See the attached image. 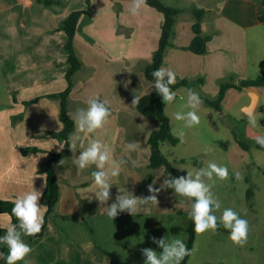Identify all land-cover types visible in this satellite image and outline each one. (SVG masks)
Masks as SVG:
<instances>
[{
    "label": "crops",
    "instance_id": "obj_1",
    "mask_svg": "<svg viewBox=\"0 0 264 264\" xmlns=\"http://www.w3.org/2000/svg\"><path fill=\"white\" fill-rule=\"evenodd\" d=\"M182 1L184 5L176 7L189 12L194 6L207 10L202 31L211 38L203 54L185 49L193 35L192 22L189 21L187 29L176 21L173 46L165 51L163 67L171 68L181 78L202 77L205 81L199 73L210 74L211 80L218 84L216 94L225 75H230L234 83L251 76L252 66L261 64L258 60L264 52V21L259 20V15L264 14L262 0ZM91 2L92 12L81 16L73 39L81 67L72 75L68 113L75 122L76 109L85 107L87 99L94 94L109 103L111 112L104 128L93 133L81 132L75 123L70 144L87 146L92 139H100L108 145L113 158L126 163L120 175L110 178L113 183L110 199L101 202L89 192L96 190L91 177L95 165L78 169L73 163L81 149L74 152L69 147L67 157L53 162L59 198L40 236L28 239L21 234L32 248L25 257L28 264H144L143 248L162 251L155 243H148H153L151 238L155 234L137 232V219L143 212L147 214L145 211L131 214L125 210L113 220L106 215V206L115 200L119 187H125L129 195L138 196L143 182L144 175L138 170L135 162L138 158L134 156L140 152V144L135 140L139 130L133 133L137 128L131 101L134 94L151 90L152 83L142 70L145 63L138 61L149 62L152 53L142 56L134 49L130 53L127 50L133 47L139 50L132 33L144 23L141 12L154 14L149 10L153 7L144 3L139 13L132 15L129 11L132 0ZM86 7V0H53L48 5L42 0H0V68L9 91L15 94L11 100L13 107L3 118L0 116V199L14 200L16 195L32 190V185L41 189L45 162L50 152L58 151L56 143H61L50 135V131L62 128L59 98L49 96L67 84L65 32L59 25L70 12ZM262 86L242 88L250 95L242 103L243 111L252 105L253 113L262 96L257 88ZM35 97L37 101L25 105V101ZM129 142L137 145L135 150L127 149ZM31 147L38 150L21 152ZM153 180L152 176L150 183ZM38 203L43 204L41 197ZM10 219L8 213L0 212V230H6ZM144 239L146 246L141 244ZM7 252L6 247L5 256ZM25 260L16 264H25Z\"/></svg>",
    "mask_w": 264,
    "mask_h": 264
},
{
    "label": "rangeland",
    "instance_id": "obj_2",
    "mask_svg": "<svg viewBox=\"0 0 264 264\" xmlns=\"http://www.w3.org/2000/svg\"><path fill=\"white\" fill-rule=\"evenodd\" d=\"M164 1L172 6L184 5L182 0ZM149 10L154 14L141 12L143 24L146 25H138V28L132 33L133 40L140 46L139 50L133 47L129 48L127 53L134 49V51L145 56L149 53L153 54L156 49L162 13L154 8ZM206 12L207 10L205 14ZM193 20L192 12L186 9L180 12L176 19L179 24L185 25L187 29L189 21L193 22ZM184 59L186 60L185 57ZM145 60L138 61V64L146 63ZM258 61L261 64L257 66L256 63L252 66L249 77L264 73V52L259 56ZM199 75L206 80L197 86V90L207 98H215L218 84L211 80L213 76L204 72L199 73ZM178 77L177 80L181 78ZM230 78V75H225L219 84ZM188 90L187 86H179L175 89L177 95L174 101L171 104L164 103V112L169 118L172 132H182L183 139L175 135L177 138L175 144L164 140L160 143V150L170 162L177 176L186 175L187 169L195 172L201 167H206L209 160L226 165L229 170L228 178L221 180L214 176L207 181L212 184L214 195L221 201V208L217 210L216 214L219 216L226 207L233 208L248 220L249 232L247 242L244 245L234 244L228 238L229 230L223 228L222 225L215 231L195 232L192 252L187 263L264 264V146L257 144L254 140L256 135H264V85L257 88L262 96L252 113V117L256 120L255 125L249 123V118L242 109V103L247 102L250 95L245 89L231 87L226 90L220 111L208 106L201 99L202 103L197 109L201 117L200 124L192 127L185 126L184 121L173 118V113L189 110L186 106ZM13 95L15 96L13 92L9 91L0 68V116L2 118L4 114L9 112L8 109L13 107L11 101ZM134 111L136 113L134 122L137 129L133 133L135 134L139 130L135 140L140 144V152L134 154L138 158L135 162H137L138 170L145 175L149 171L146 165L149 162L150 152L146 134H150L153 129L159 127V120L155 116L146 117L142 115L136 107ZM18 115L20 113L17 114L15 120L18 119ZM15 120H12L11 124ZM234 134L247 145V148H243L236 141ZM145 147H147V152H144ZM209 148L211 151H207ZM139 155L141 160H139ZM178 166L183 167V169ZM161 172L163 173L160 175ZM235 172H239V178L235 176ZM152 174L155 183L147 184L143 181L139 186L140 191L136 193L139 197L151 194L148 189L149 184L159 188L163 180L169 176V172L163 167L152 170ZM155 195L158 203L149 202L150 204L148 203L141 209V212L145 211L147 214L143 212L138 217L139 229L137 232L142 235L146 233L155 234L157 238L163 236L167 238L180 237L186 243L188 239V232L185 228L187 224L186 215L191 207L192 198L179 196L174 193L172 188H162ZM179 210L183 212L181 213ZM174 226L179 227V229L173 231L172 227ZM148 243L154 244V242ZM141 244L146 246L147 241L144 239Z\"/></svg>",
    "mask_w": 264,
    "mask_h": 264
},
{
    "label": "clouds",
    "instance_id": "obj_3",
    "mask_svg": "<svg viewBox=\"0 0 264 264\" xmlns=\"http://www.w3.org/2000/svg\"><path fill=\"white\" fill-rule=\"evenodd\" d=\"M144 3L145 0H132L129 8L130 13L137 15ZM152 76L155 78L153 89L161 96L164 103L171 104L177 95L176 91L171 88V85L175 84L177 80L176 72L171 68L159 67L153 69ZM140 99L141 94H134L131 105H137ZM201 103L199 94L189 89L186 104L189 110L186 112L176 111L173 113V118L184 121L187 127L199 125L201 117L197 109ZM110 112L109 103L101 98V95L94 94L87 99L85 107L76 109L75 123L81 132L93 133L97 129L104 128ZM246 115L249 118V123L255 125L256 120L252 117L250 110H246ZM173 134L183 139L182 132H174ZM254 140L257 144L264 146V135H256ZM56 144L59 145L58 151L65 146L62 143ZM69 146L74 152L77 148L81 149L73 161L78 169L95 165L91 171V177L96 190L89 192H93L101 202L108 201L110 199V187L113 185L110 183V178L120 175L122 166L126 161L113 158L108 145L100 139H92L87 146L77 145L75 142ZM126 147L129 150H135L137 145L129 142ZM207 151H211V148ZM60 163L63 164L61 161ZM179 168L183 169V167ZM234 174L239 178V172ZM214 176L221 180L228 178V167L218 164L214 160H209L206 167H201L195 172L187 169L186 175L173 176L169 173L159 188L149 184L148 189L151 194L143 197L134 194L129 195V191L125 187H119V193L115 200L106 206V215L113 220L125 210L131 214L141 212L142 207L147 206L149 202L158 203L155 193L162 188H172L175 194L192 198L187 215L192 220L196 233H204L207 230L215 231L222 225L223 228L229 230L228 238L234 244L244 245L248 239L249 222L231 207L224 208L219 216L216 214L217 210L221 208V201L214 195L212 184L207 182ZM46 186L44 179L41 189ZM41 189L34 188L32 185V190L16 195L13 200L11 214L17 218L18 223L9 222L6 231L0 234V246H6L8 249L6 256L0 252V257L5 260V264H16L17 261L25 260V257L32 251L31 246L25 242L21 234L25 237L35 236L44 225L46 208L44 204L38 203L39 198L43 195ZM151 239L162 251L158 252L152 247L143 248L141 251L145 257L144 264H181L184 258L192 252V249H189L180 237L167 238L163 236L157 238L153 236ZM25 264H28V261L25 260Z\"/></svg>",
    "mask_w": 264,
    "mask_h": 264
},
{
    "label": "trees",
    "instance_id": "obj_4",
    "mask_svg": "<svg viewBox=\"0 0 264 264\" xmlns=\"http://www.w3.org/2000/svg\"><path fill=\"white\" fill-rule=\"evenodd\" d=\"M45 4H51L53 0H42ZM264 4V0H262ZM145 3L153 7L157 11L161 12L163 15L162 22L160 24V35L157 43L156 49L153 51L152 58L149 62L142 66L143 73L145 77L152 83L151 90L147 93L141 94V99L137 105L136 109L144 116L150 117L155 116L159 120V127L150 132L147 143L150 147L149 162L147 168L149 171L143 176V181L147 184L152 180V170L163 167L167 172L173 176H177L173 171L170 162L164 156L160 150V143L164 140L170 141L172 144L177 142L176 136L173 134L169 122L168 116L164 112V102L161 96L153 89L155 78L152 76V71L155 68L163 67V60L165 51L168 47L173 46L172 38L174 36V25L177 19V15L184 9L176 6H170L163 3L161 0H145ZM87 7L82 10H74L70 12L60 23L59 28L65 32V44L64 51L67 53V62L69 67L65 73V78L67 81L66 87L56 93L49 94L50 97L59 98V119L62 122V128L58 131H50V135L59 139L62 144H65L64 148L59 151H52L43 167V172L45 173L46 187L44 188L43 195L41 196V201L46 206V211L44 214V225L39 233L35 236H26L28 239H34L40 236L45 229L47 218L55 203L59 198V184L57 181L56 171L53 166L55 160H61L68 156L70 136L71 132L75 127V122L68 113V96L72 88V75L73 73L81 67V61L77 56L73 39L75 33L79 26V20L83 14H90L92 12V2L91 0H86ZM205 9L202 7H193L191 12L193 14L194 20L191 25L192 38L185 49H188L197 54H203L207 51V44L211 36L203 33L202 31V19L205 15ZM259 20L264 21V14L259 15ZM203 83V78L198 77L196 79L180 78L176 80V83L171 85V88L175 90L179 86H187L189 89L196 91L200 98L208 105L216 110L220 111L222 108V101L225 96V92L230 87H235L238 89L244 87H256L264 85V73L257 74L254 77L242 78L237 83L229 80L223 81L219 84L218 92L215 98H207L200 94L197 90V86ZM38 97L32 98L25 101V105L37 101ZM14 120V118H13ZM236 141L243 147L247 148V145L237 138L234 134ZM36 147H31L29 150L22 149L21 152L25 153L27 151H36ZM13 207V200L11 199H0V212H6L10 215V222L17 224V218L11 214V208ZM179 212H183L179 210ZM220 227V226H219ZM188 232V239L186 245L189 249H192V244L195 237V231L192 220L187 215V224L185 226ZM179 227H172L173 231L178 230ZM6 230H0V234H3ZM6 246H0V252L5 255ZM190 255L186 256L181 264H188L187 259ZM0 264H5V260L0 257ZM214 264V263H205Z\"/></svg>",
    "mask_w": 264,
    "mask_h": 264
},
{
    "label": "water",
    "instance_id": "obj_5",
    "mask_svg": "<svg viewBox=\"0 0 264 264\" xmlns=\"http://www.w3.org/2000/svg\"><path fill=\"white\" fill-rule=\"evenodd\" d=\"M252 96H253V98H252V104H253V102H254V98H255V94H253ZM251 108H252V105H248V106H246V107L244 108V111H245V112H246V110H250V111H251Z\"/></svg>",
    "mask_w": 264,
    "mask_h": 264
}]
</instances>
